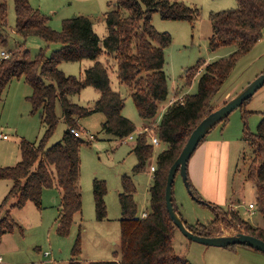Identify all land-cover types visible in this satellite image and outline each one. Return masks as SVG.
<instances>
[{"label":"trees","instance_id":"1","mask_svg":"<svg viewBox=\"0 0 264 264\" xmlns=\"http://www.w3.org/2000/svg\"><path fill=\"white\" fill-rule=\"evenodd\" d=\"M13 1L16 32L19 35L24 38L37 36L60 47L49 56L45 49H41L34 58L29 50H25L22 53L10 52L8 58L0 59V101L12 80L23 78L32 87V94L27 98L32 105V112H39L46 125L43 137L37 143L21 142V160L16 165L0 167V180L13 182L0 203V242L6 233L18 227L10 209L22 208L29 202L41 207L44 189L53 187L60 189L62 199L57 231L62 236L69 235L75 215L82 211V194L78 187L80 150L86 143L81 133L82 118L103 113V131L116 139L136 131L135 123L122 113L124 98L120 91L112 87L109 73L112 67L119 82L130 88L140 117L153 124L159 142L167 147L157 155L155 161L156 171L153 173L154 183L150 188L146 217L138 214L133 179L128 175L123 176V191L119 194L122 211L121 257L118 260L89 261L87 264H191L178 255L174 247L177 227L170 217L165 199L168 173L192 131L204 117L217 109L213 100L239 59L264 36V0H237L236 8L210 14L213 28L209 39L210 50L230 45H235V50L211 62L200 60L193 69H189V84L196 74L199 75L198 91L169 104L159 123L154 120L160 104L168 96V79L164 70L165 48L170 45L172 37L167 32L156 30L152 24L153 14L159 12L164 20L193 22L199 16L198 7L186 4L183 0H116L111 4L113 9L105 13L107 33L101 41L90 17L80 15L64 19L61 30H55L49 24L50 17L34 8L30 0ZM7 22L8 5L6 1H0L2 44L7 43ZM105 55L113 58L114 64L102 62L100 57ZM84 60H91L94 64L84 69L81 76L66 75L59 68L63 62ZM86 87H94L100 93L92 106L80 105L72 99ZM249 100L240 106L243 138L253 147L246 177L254 183L257 209L264 219V112L257 131L251 132L248 117L252 112L245 107ZM57 102L60 103L61 119L67 129L60 141L49 146L60 121L56 113ZM72 130L81 135H75ZM133 150L138 160L133 171L136 174L144 172L154 156V146L147 133L137 135ZM188 182L193 193L201 199L199 191L189 179V172ZM93 193L96 217L100 221L104 220L107 217L105 181L95 180ZM173 202L176 212L181 215L174 198V186ZM204 205L214 211L215 219L209 226L201 223L189 225L184 221L192 232L213 236L223 221L227 228L233 227L237 232L264 240V230L241 218L238 212L232 211L233 218L225 220L226 217L220 214H226L225 208L210 202ZM81 252L79 233L69 264H82L79 260Z\"/></svg>","mask_w":264,"mask_h":264},{"label":"rangeland","instance_id":"2","mask_svg":"<svg viewBox=\"0 0 264 264\" xmlns=\"http://www.w3.org/2000/svg\"><path fill=\"white\" fill-rule=\"evenodd\" d=\"M0 1H6L8 5V22L5 29L7 43H0V59L3 58L2 50L7 53L16 51L22 53L29 50L31 57L34 58L41 49H45L49 56L60 47L57 43H48L37 36L24 38L19 35L16 32L14 1ZM115 1L30 0V3L50 17L49 24L55 30H61L64 19L80 15L90 17L94 24V31L102 41L107 33L105 13L113 9L114 6L111 4ZM183 1L199 8V16L193 22L164 20L159 12H155L152 17V24L156 30L167 32L172 37L170 45L165 48L164 70L168 79V96L167 100L160 104L155 123L161 121L171 100H180L186 94L198 91L199 75L196 74L189 84L187 81L189 69H193L200 60L211 62L235 50V45H230L212 51L209 48V39L213 33L210 14L236 8L237 0ZM100 60L114 64L113 58L106 55L100 57ZM89 64H91L90 60L63 62L59 68L66 75L81 76ZM262 72H264V36L239 59L231 75L213 100L216 108L228 102L230 97L246 87ZM109 73L113 89L120 91L124 98L123 115L136 125L133 139L128 137L116 139L105 133L102 127L105 121L103 113H93L82 118L80 120L81 133L86 141L80 150L81 173L78 182L82 194V211L75 215L69 235L62 236L57 231L59 216L62 212L60 189L58 187L46 188L43 191L41 207L29 202L22 208L10 209L11 216L18 223V227L2 237L0 256L3 260L0 264H69L79 233L82 246L79 260L82 264H87L88 261L110 260L116 256L120 258L122 211L119 194L123 191L122 179L125 175L131 176L136 187L135 200L138 205V214L141 216L143 212H149L150 188L154 183L150 165L156 166L157 155L167 146L161 143L154 146V156L148 163L147 170L138 174L134 173L133 169L138 161L133 150L137 133L150 123L140 117L130 88L119 82L115 68L111 67ZM31 94L32 87L23 78L13 79L4 91L0 101V134L6 135L7 138L0 137V167L14 166L21 160L20 146L23 140L37 143L43 137L46 125L39 112H32V105L27 99ZM99 96L100 93L94 87H86L72 99L80 105L92 106ZM245 107L252 112L248 117V126L251 132H256L264 111V86L254 93ZM56 113L60 121L49 141V146L60 141L67 129L66 123L61 119L62 112L59 102L56 104ZM243 125L240 107L232 111L227 121L219 122L206 136L208 141L218 140L216 142L218 146L215 147L209 160L204 161L203 159L198 163L200 165L195 167V171H191L202 146L197 150L198 153L193 156L189 164V179L199 191L201 200L209 203L204 195L211 194L219 197L226 196L233 201H236L235 198L238 197L240 199L235 204H238L236 209L240 217L251 223H259L263 219L256 205L255 186L246 177L253 155V147L243 138ZM223 150L225 151L221 157ZM95 180L105 181L107 187L105 195L107 217L101 221L96 217L93 193ZM7 182L13 184L11 180ZM224 189L227 190L222 191ZM5 196L2 197L0 203ZM174 198L187 224L210 225L214 220V211L191 196L180 173L177 174L174 182ZM250 203H254L256 207L250 210L248 208ZM249 210L255 211V214ZM224 212L225 215L220 214L221 217H226L225 220L233 218L230 209ZM218 226V229L223 226L229 231L232 230L230 229L232 227L227 228L223 221ZM220 232L223 235H230L224 234L223 231ZM174 247L177 254L190 261L191 264H211V257L213 258L211 250L215 248L189 239L178 228L175 232Z\"/></svg>","mask_w":264,"mask_h":264},{"label":"water","instance_id":"3","mask_svg":"<svg viewBox=\"0 0 264 264\" xmlns=\"http://www.w3.org/2000/svg\"><path fill=\"white\" fill-rule=\"evenodd\" d=\"M264 86V72H262L259 76H257L253 81H251L241 92H239L236 96L230 99L221 107L215 109L213 112L208 114L206 117L202 119V121L196 126V128L192 131L190 137L187 140L182 152L175 160L173 165L171 166L168 177L167 184L165 190V199L167 209L169 211L170 217L176 227L189 239L194 240L196 242L215 246V247H229L232 245H246L251 248H254L260 252L264 253V240L260 239L256 236L250 235L245 232H236L232 235H213V236H205L199 235L192 232L186 226L183 218L180 214H178L174 207L173 202V186L175 182V178L178 173L181 174L183 180L185 181L186 187L189 190L191 196L199 200L200 203H206L204 200L198 198L192 191L188 182V163L194 154V152L199 147V144L202 142L204 138H206L207 134L221 121L225 118L229 117V115L235 109L239 108L246 100L251 99L254 93Z\"/></svg>","mask_w":264,"mask_h":264},{"label":"crops","instance_id":"4","mask_svg":"<svg viewBox=\"0 0 264 264\" xmlns=\"http://www.w3.org/2000/svg\"><path fill=\"white\" fill-rule=\"evenodd\" d=\"M2 52H3V50H2ZM2 52H1V54H2ZM90 62H91V64H89V67L94 64L93 61L90 60ZM243 88H245V87H243ZM243 88L240 91H238L235 95L230 97V99L233 98L234 96H236L239 92H241L243 90ZM216 142H218V140L208 141L207 138L204 142H202V144L197 148V150H198L202 146L200 148L201 150H199L200 153L198 154V156L195 158V160L193 162V165L191 167V171L192 170L195 171V167L200 165L198 163L202 162L203 159H204V161L209 160V158H210L212 152L214 151L215 147L218 146V144ZM223 144L225 147V143H223ZM196 151L194 152V154L192 155V157L188 163V172H190L189 164H190L193 156L196 153H198V151L197 152ZM224 151L225 150L222 151L221 157H223ZM7 181H9V180H0V200L2 199L3 196L6 195V193H8V191L12 187V184L10 182H7ZM199 189L202 190L201 188H199ZM220 189H219V191H220ZM225 190H227V189H224L222 191H225ZM204 196L206 197V199L210 203H213V204L219 205L225 209H230L231 211L237 212L236 208L238 207V204H235V202L240 199L238 197L235 198L236 201H233V199L226 198V196H220L219 197L218 195H213V194L204 195ZM250 204H254V203H250ZM263 221H264V219H263ZM263 221L260 220L259 223L256 222V223H252V224L254 226L259 227V228L264 230V225H262ZM207 225H209V224H207ZM230 229H232V230L229 231L228 229H226L222 226L218 230V232L214 233V235H223V233L220 231H223L224 234L226 233V234H230V235L237 232L233 227ZM213 247H215V246H213ZM211 253L213 256V258L211 257V264H264V253L254 249V248H251L249 246H246V245H235L233 247H215L214 250H211ZM113 259L118 260L119 258L116 256ZM110 260H112V259H110Z\"/></svg>","mask_w":264,"mask_h":264},{"label":"built area","instance_id":"5","mask_svg":"<svg viewBox=\"0 0 264 264\" xmlns=\"http://www.w3.org/2000/svg\"><path fill=\"white\" fill-rule=\"evenodd\" d=\"M2 57H3V58H8V57H9V53H7L6 51H3V52H2ZM180 100H183V97L180 98ZM174 101H175V100H171L169 104H172ZM72 131H73V132L75 133V135H77V136H80V135H81V134H79V132H77L76 130H72ZM142 133H147V134H148V136H149L150 139H151V143L153 144V146H156V145H159V144H160L159 139H158L156 133L154 132L153 124H152V123H150L148 126H144L141 130L138 131L137 135H138V134H142ZM133 134H134V133H133ZM133 134H130V135L126 136V137H128V138H130V139H133V137H134ZM0 137H2V138H4V139L7 138L6 135L3 136V135H1V134H0ZM126 137H125V138H126ZM150 171L154 173V172L156 171V166H154V165H150ZM255 207H256V206H255L254 204H250V205H249V209H250V210H251V209H254ZM251 213L254 214L255 212L252 210ZM141 216H142V217H146V216H147V212H146V211L143 212V213L141 214ZM2 260H3V259H2V257L0 256V263L2 262Z\"/></svg>","mask_w":264,"mask_h":264}]
</instances>
